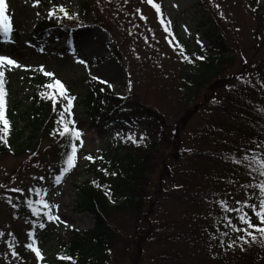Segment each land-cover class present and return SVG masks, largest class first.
Returning <instances> with one entry per match:
<instances>
[{
  "label": "rangeland",
  "instance_id": "1",
  "mask_svg": "<svg viewBox=\"0 0 264 264\" xmlns=\"http://www.w3.org/2000/svg\"><path fill=\"white\" fill-rule=\"evenodd\" d=\"M60 6L68 15L59 11ZM56 8L57 20H53L54 14L49 16V12ZM6 14L11 17L14 42L0 43V54L9 55L19 65L10 67L14 70L9 85L12 98L29 95L27 82L30 78L49 77L45 72L53 73L49 79H59L69 95L75 97L71 119L83 135V144L81 150L74 153V166L64 180L53 187L48 183L49 188H43L44 198L37 199L41 204L54 205L51 207L54 230L47 240L39 242V259L33 251L24 259L9 251L12 246L6 245V241L10 236L17 232L21 241L28 238L29 219L2 200L20 201L30 196L39 177L49 179L50 159L41 152L27 164L25 156L0 158V242L3 248L0 249V264H38L40 259L50 260L59 244L68 240L70 229L85 231L93 226L89 215L74 210L73 185L88 178L83 174L87 157L97 156L103 148L119 140L118 131L126 134L130 129L127 124L94 125L85 115L78 97L85 92L82 79L87 75L98 77L96 80L104 86L110 83L114 95L149 105L172 124L185 120L182 111L188 107L182 105L180 97L185 73L183 55L206 45L201 25L210 22L224 35L230 54V63L218 78L224 80L236 75L234 85L244 96L251 99L254 96L256 102H263L259 94L264 95V0H6ZM43 20L55 22L57 28L38 37L33 45H27V35ZM57 22L61 25L57 26ZM68 29L73 30V51L65 48ZM41 45L45 46L43 51ZM212 95H208L205 103L197 98L196 105H200L184 130L178 133V140L189 150L213 148L214 151L222 150L228 158L251 157L253 153L264 158V135L252 132L250 125L254 119L253 109L246 107L244 119H233L223 111L232 109L233 105ZM131 130L136 132L137 140L141 134L147 138L142 127L135 126ZM224 158L219 162L192 161L195 172L200 173L192 175L191 180L187 173L188 163L186 167L182 163L176 168L173 173L176 187L167 189L160 199L154 198L143 208L153 211L151 222L158 230L157 237L149 239L148 236L140 251L133 249L127 255L128 250H124L122 244L109 264H205L204 230L198 217L202 218L198 209L200 199L189 197L190 184L196 194L211 192L217 208L221 207L219 201L224 200L229 208L235 209L244 206V201L253 193L257 195L249 203L258 205V188L246 185L258 186L264 182V176H256L259 172L252 176L247 168L233 167L237 163ZM197 212L201 215L197 216ZM214 213L217 211L212 210L210 216ZM133 223L130 216L120 217L116 222L117 233L125 243L136 238ZM139 225L145 229L144 224Z\"/></svg>",
  "mask_w": 264,
  "mask_h": 264
},
{
  "label": "trees",
  "instance_id": "2",
  "mask_svg": "<svg viewBox=\"0 0 264 264\" xmlns=\"http://www.w3.org/2000/svg\"><path fill=\"white\" fill-rule=\"evenodd\" d=\"M56 12H58V8L54 11L53 20H57ZM54 23L43 20L37 24L33 33L27 35V45H33L38 37L55 30L57 27ZM57 24V26L61 25L60 22ZM201 26L204 29L202 33L207 41L206 45L203 44L201 50L187 52L183 55L185 73L181 79L180 97L182 105L185 108L188 107L182 111L185 120L172 124V121L169 122L164 115L149 105L127 96L114 95L109 87L94 80L92 76L87 75L82 79L85 92L83 96L78 97L79 103L85 109V115L94 125L109 126L115 123L129 125L130 122L135 121L136 126L144 129L147 138L138 144L131 141L125 142L122 139L114 140L97 156H89L92 159H87L83 168V174L88 178L78 185H73L74 210L89 215L92 218L93 226L85 231L70 229L67 232L68 240L59 244L54 256L50 260L40 259L38 264H71L68 260L58 258L65 254L73 257L75 264H109L112 256L116 254L122 244L124 250H128L125 253L127 255L129 252L132 253L133 249H136L137 252L140 251L139 249L148 236H150L149 239L157 237L158 230L151 222L153 211H148V209L144 211L143 208L154 198L160 199L161 194H164L167 189L176 187L174 183L176 179L173 176L176 168L182 163L186 167V163H188L187 173L191 180L192 175L200 173V171L195 172V165L192 161L214 160L219 162L225 159L224 157L228 158L222 153V150L214 151L213 148H205L204 151L189 150L183 146V141L178 140V133L184 130V125L196 113L200 105H196L198 104L197 98L201 95L200 92L204 93L205 91L200 97L201 102L204 100L203 103L210 94L228 100L229 104L233 105L232 109H223V111L229 113L233 119H244L246 107L253 109L254 119L250 121L252 132L258 131L264 135L263 93L259 94V100L263 101L260 104L256 102L257 99L254 96L253 99L244 96L242 90L234 85L235 80L233 79H237L236 75L227 76L224 80L218 78L226 69L224 67L230 63L226 41L224 35L218 32L213 23L208 22ZM68 30L70 33L65 48L67 51H73V30ZM44 48L45 46H40V49L44 50ZM114 55L117 56L116 52ZM13 74L14 70L5 66V118L9 121V131L4 134L3 139H0V158L4 155L25 156L24 163L27 164L41 152L47 155L51 163L49 179L47 177L40 179L41 177H39L40 180L31 189L30 196H26L20 201L17 199L2 200V203L13 206L17 212L25 213L29 219L30 232L26 240L18 239L16 232L6 241V245L12 246L9 248L12 255L24 259L28 258L29 253L32 252L28 245L32 244L38 248L39 242L47 240L54 230L53 220L49 221L46 215L49 212L52 214V208H45L46 202L37 203V199L44 198L43 190L45 188L56 185L54 180L57 175H61L63 181L74 164L70 168L66 164L72 142L69 137L59 135L63 130L61 123H57L60 118V103H56L53 99L55 90L47 87L54 80L39 76L30 78L27 82L29 95L22 96L21 99L17 97L14 99L9 87ZM62 103L66 104L67 101L63 100ZM66 116L67 114H65ZM0 129H2V125H0ZM81 141L83 142V135L75 141L76 151L81 150L83 144ZM44 142L46 144L43 146ZM228 159L229 162L242 161L243 157L229 156ZM246 164L247 161H244L234 164L233 167L238 168L242 165L247 168ZM255 167L258 168L259 165H255ZM62 169L68 170L62 171ZM248 171L252 176L258 172L250 169ZM258 175L259 173L256 174V176ZM48 183H50L49 187ZM189 189L191 199L196 197L200 199L198 209L201 210L202 215L199 212L196 215L200 214L203 218L198 216L204 230L205 241L202 247L205 252V264H264V244L259 242V233H255L258 238L256 243H252L251 237L248 236H245V239L249 243H244L238 237L245 233L233 230L223 219L225 216L231 218L236 229L246 228L247 225L240 222L236 212L225 211L222 207L217 208L210 196L211 192L202 194L199 191L196 194L191 184ZM237 208H242L244 212L248 213L253 223L260 225L252 209L244 206ZM212 210L217 211L212 215L214 218L210 216ZM196 215L193 216V219L197 221ZM123 216L133 218V225L137 231L136 238L127 241V243L120 239L115 226L119 218H123ZM205 217L207 219H204ZM150 222L151 224H149ZM40 224H44L42 229ZM139 224H144L145 229L142 230V226ZM248 231L252 232L254 229H248ZM223 233H227V235H223ZM213 237L215 238L213 239ZM0 239L2 238L0 237ZM230 244L231 247H229ZM0 249L3 250L1 242ZM5 249L8 250V248ZM3 259L8 260L5 256Z\"/></svg>",
  "mask_w": 264,
  "mask_h": 264
},
{
  "label": "snow or ice",
  "instance_id": "3",
  "mask_svg": "<svg viewBox=\"0 0 264 264\" xmlns=\"http://www.w3.org/2000/svg\"><path fill=\"white\" fill-rule=\"evenodd\" d=\"M38 2V0H37ZM151 2V0H150ZM157 11H159L158 6ZM60 12H64L65 15H68L67 12H65V9L60 6L59 7ZM54 14L53 11L49 12V16H52ZM12 32H13V25L11 22V17H9L6 14V0H0V43H13L12 38ZM43 51V49H41ZM202 59V57H200ZM80 63H86L83 60H79ZM5 66L8 67H16L19 66L17 64V61L15 59L11 58L9 55L6 54H0V125H2V129H0V139L4 138V134H6L9 131V121L5 118V90H4V77H5ZM41 71H43V66H40ZM46 76H53V73L45 72ZM94 80L99 79L98 77H93ZM242 79V77L240 78ZM102 83H108L107 81H101ZM47 87L49 89H55L56 91L53 93V99L56 103H60V112H59V119L57 120V123H63V130L60 131L59 135L61 137H69L72 142V148L71 152L67 155L66 164L68 168L72 167L74 164V153L76 152V145L75 141L79 140L82 133L79 129L75 127L76 122L71 119L72 116V102L75 99V97L68 94V90L65 88V86L62 84V82L59 79L54 80L52 83L48 84ZM108 87L111 88L112 85L109 83ZM63 100H66L67 103H62ZM65 114H67V120L65 121ZM129 131L125 134L123 131H118L116 133V137L124 140L125 142L131 141L132 143L138 144L142 142L145 139V136L143 134L140 135L139 140H137L136 132L132 131L131 129L136 126V122H130L129 123ZM81 143H83L81 141ZM88 159H92V157H87ZM244 161H247L246 167L250 170L258 171L259 175L264 176V158H261L257 156L255 153L251 157L248 155L243 156L242 161L234 160L235 163H242ZM255 165H259L258 168L255 167ZM68 169H62V171H67ZM114 174V173H113ZM40 179H43L41 177ZM62 181V176L57 175L55 177L54 183L59 184ZM246 187H257L258 188V205L254 203H249L253 199L254 196H256V193L250 194L247 198V200L244 201V206L247 208H251L252 212L254 213L255 217L258 218L260 225H264V182H261L258 186L256 185H246ZM11 191H19L23 192L22 189H12ZM37 203H40V201H37ZM221 207L225 211H234L238 214V218L241 223L247 225L246 228L243 229H236L235 225H233L231 218L225 216L223 219L227 223V225L230 228H233V230H238L245 235H242L238 237L241 241L244 243H249L248 240L245 239V236L251 237V242L256 243L258 241L257 235L255 233H259V242L264 244V226L257 225L252 222V219L248 215V213L244 212L242 208H229L227 205V202L224 200L219 201ZM237 203H240V201H237ZM54 205H49L48 203L44 204L45 208L53 207ZM258 208V210H257ZM33 211H36L33 209ZM47 219L51 221L53 219L52 214L46 213ZM44 227V224H40V228L42 229ZM248 229H254V231L250 232ZM32 234L30 233V236ZM223 235H227V233H223ZM215 237H213L214 239ZM33 243H36V241H33ZM32 249L33 252H35L37 258L39 259L41 257V253L38 248L34 247L32 244L28 245ZM231 247V244L229 245ZM59 259L68 260L71 262V264H75V260L73 257H71L68 254L62 255L58 257Z\"/></svg>",
  "mask_w": 264,
  "mask_h": 264
}]
</instances>
